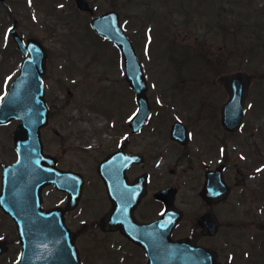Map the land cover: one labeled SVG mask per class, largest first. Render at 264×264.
<instances>
[{"label":"rangeland","instance_id":"rangeland-1","mask_svg":"<svg viewBox=\"0 0 264 264\" xmlns=\"http://www.w3.org/2000/svg\"><path fill=\"white\" fill-rule=\"evenodd\" d=\"M89 1L91 12L80 10L75 0L0 3V101L20 69L21 57L9 31L13 23L18 24L20 34L38 37L49 49L47 95L59 99L54 104L58 115L52 117L45 132L48 149L60 144L76 149L79 157L89 159L85 168L92 180L103 147L116 139L117 117L127 124L134 112V93L125 81L121 51L90 25L96 14L114 9L149 74L156 103L153 124L170 121L171 112L178 107L163 98L164 103L159 102V93L165 94L166 89L177 95L181 90L188 92L192 85L184 86V81L196 71L221 66L227 71L244 69L262 75L254 83L246 124L227 140L226 153H232V160L248 171L264 172L259 164L264 160V0ZM58 78L64 84L59 85ZM17 123L0 126V177L2 165L15 157L12 133ZM59 135L65 139H58ZM260 179L264 180V173L261 178H249L222 205L228 228L218 240L228 239V245L220 248L227 264H264V196L254 192ZM7 217L0 210L6 231ZM13 253L0 264H10Z\"/></svg>","mask_w":264,"mask_h":264},{"label":"flooded vegetation","instance_id":"flooded-vegetation-1","mask_svg":"<svg viewBox=\"0 0 264 264\" xmlns=\"http://www.w3.org/2000/svg\"><path fill=\"white\" fill-rule=\"evenodd\" d=\"M18 50L16 53L23 56ZM230 72L221 66L205 68L185 79L184 86L192 85L188 92L181 90L178 95L170 89H166L165 94L160 92L159 102L165 99L166 103L178 106L168 122H147L136 130L117 117L116 139L105 144L96 167L105 161L107 182L101 179L98 169L92 180L89 179L85 168L89 159L79 157L73 147L60 144L47 148L45 132L57 114L54 104L59 97L51 100L46 93L51 122L43 128L42 137L44 150L53 157L52 163L56 165L60 188L50 184L43 189L44 220L24 226L31 229L24 231L28 238L22 236L21 216L6 218L8 231L4 219H0V240L4 241L3 247L8 248L1 254L0 263L14 252L10 264H20L25 248L39 252L47 247L57 249V254L66 250V255L73 257L68 260L69 264H152L142 243L153 241L162 248L170 239H184L187 241L180 245L169 244L168 252L174 251L178 264H227L221 258L220 248L228 245V239L218 240L228 228L222 216V205L232 199L236 188L246 186L249 178L257 175L261 178L264 173L248 171L232 160V153H226L227 140L238 133L227 130L222 121V108L230 95L220 76ZM47 78L46 73V90ZM58 81L59 85L64 84L61 78ZM253 84L241 129L247 121ZM68 88L71 92L70 85ZM150 100L153 106L156 105L151 96ZM131 103L136 110L135 93ZM208 121L216 123L210 125ZM175 123L181 127L176 129V137H173ZM60 138L65 139L59 135ZM16 159L17 154L8 163H14ZM259 164L263 169L264 160ZM80 174L84 180L83 195L77 202L70 203L72 193L82 181ZM259 183L254 192L263 197L264 180L260 179ZM226 189L228 196L224 197ZM164 190H169L168 194L159 197ZM238 191L243 193V190ZM57 207L58 210L49 212ZM0 210L2 212L1 207ZM108 213L113 214L111 225L103 223ZM179 213L181 216L177 219ZM207 219L210 220L207 222ZM154 264H171V260L156 255Z\"/></svg>","mask_w":264,"mask_h":264},{"label":"water","instance_id":"water-1","mask_svg":"<svg viewBox=\"0 0 264 264\" xmlns=\"http://www.w3.org/2000/svg\"><path fill=\"white\" fill-rule=\"evenodd\" d=\"M1 1V0H0ZM81 9L89 8L86 0H77ZM92 25L96 31L109 37L123 51V58L126 64V75L128 82L133 86L137 93L139 109L131 121V125L141 127L151 116V104L148 101L146 91L148 82L143 71L142 62L139 57L133 41L128 37L121 27V19L118 12L108 11L105 14L96 16ZM12 33L20 49L32 57L25 59L21 74L14 80L10 90L4 96L0 103V123L5 124L11 119H21L15 133L16 150L19 152V158L14 165H7L4 168L3 188L0 194V205L4 210L20 218V225H29L31 223L44 220L45 213L42 209V188L50 182H58L55 176L56 171L49 168L48 161L43 152V143L41 140V127L48 123L49 107L44 99L45 86L43 84L42 74L46 69V49L41 42L32 38L26 45L23 38L16 31V26L12 28ZM254 75H247L244 72L226 75L222 81L230 90L232 100L227 106L233 105L234 109H239L238 117L235 121L225 117L224 121L227 127L236 128L241 123L244 113L243 104L248 92V86ZM104 163L99 169L104 176ZM52 210L51 212H54ZM36 215L37 218H33ZM28 216V218H27ZM105 222L108 224L109 216ZM30 231V229L27 228ZM24 234V233H23ZM22 236L27 238L26 234ZM158 247L149 241L147 244L148 252L155 256ZM4 251L0 244V253ZM54 250L45 247L42 251L33 252L30 248H25L21 264H69L68 260L73 257L66 255V250L60 254L54 253ZM175 259L176 256L174 257Z\"/></svg>","mask_w":264,"mask_h":264}]
</instances>
